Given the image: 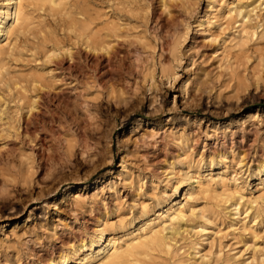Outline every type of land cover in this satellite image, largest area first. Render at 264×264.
Returning a JSON list of instances; mask_svg holds the SVG:
<instances>
[{"label": "rangeland", "instance_id": "obj_1", "mask_svg": "<svg viewBox=\"0 0 264 264\" xmlns=\"http://www.w3.org/2000/svg\"><path fill=\"white\" fill-rule=\"evenodd\" d=\"M23 11L0 34V264H102L161 228L138 264H264V0Z\"/></svg>", "mask_w": 264, "mask_h": 264}, {"label": "bare ground", "instance_id": "obj_2", "mask_svg": "<svg viewBox=\"0 0 264 264\" xmlns=\"http://www.w3.org/2000/svg\"><path fill=\"white\" fill-rule=\"evenodd\" d=\"M10 17H12L13 19V25L20 24L23 21L24 19L23 0H3L0 2V34L4 33L5 35H8L10 33L11 27L13 26V25H9L8 18ZM93 49L96 51L97 47H93ZM35 107H36V101H32L31 109L33 110V108ZM191 184L193 185L194 182L191 181ZM203 190L208 191L209 188L206 187ZM173 213L174 214L172 215V219H176L182 216L183 215L182 208L181 209L179 207L176 208ZM161 229H153L151 234L148 235L144 234L143 237L138 238L135 242H131V243L128 242L126 247H122V246L119 248L114 247L112 253H110L104 261H102V264H138L139 262L138 257L142 256L143 254H147L149 249L155 247H162V246L169 247V244L166 243V241L164 240V236L161 234L162 232Z\"/></svg>", "mask_w": 264, "mask_h": 264}]
</instances>
